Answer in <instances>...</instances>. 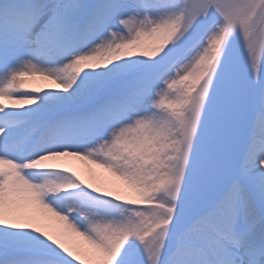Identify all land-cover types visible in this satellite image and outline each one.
Segmentation results:
<instances>
[{"label": "snow or ice", "instance_id": "6c2138e0", "mask_svg": "<svg viewBox=\"0 0 264 264\" xmlns=\"http://www.w3.org/2000/svg\"><path fill=\"white\" fill-rule=\"evenodd\" d=\"M0 264H264V0H0Z\"/></svg>", "mask_w": 264, "mask_h": 264}, {"label": "rangeland", "instance_id": "374dc122", "mask_svg": "<svg viewBox=\"0 0 264 264\" xmlns=\"http://www.w3.org/2000/svg\"><path fill=\"white\" fill-rule=\"evenodd\" d=\"M37 79H38V81L40 80V78H37ZM72 163L73 164H71V165L74 168V170L79 171L82 175H85V173H86L85 166H87L86 162L73 160Z\"/></svg>", "mask_w": 264, "mask_h": 264}, {"label": "bare ground", "instance_id": "6f19581e", "mask_svg": "<svg viewBox=\"0 0 264 264\" xmlns=\"http://www.w3.org/2000/svg\"><path fill=\"white\" fill-rule=\"evenodd\" d=\"M72 161H73V160L70 161L71 164H73ZM87 167H88V166H85V168H86V173H85V175H87Z\"/></svg>", "mask_w": 264, "mask_h": 264}]
</instances>
